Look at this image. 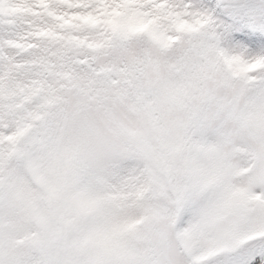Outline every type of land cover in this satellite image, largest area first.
<instances>
[{"label":"snow or ice","instance_id":"6c2138e0","mask_svg":"<svg viewBox=\"0 0 264 264\" xmlns=\"http://www.w3.org/2000/svg\"><path fill=\"white\" fill-rule=\"evenodd\" d=\"M0 264H264V0H0Z\"/></svg>","mask_w":264,"mask_h":264}]
</instances>
